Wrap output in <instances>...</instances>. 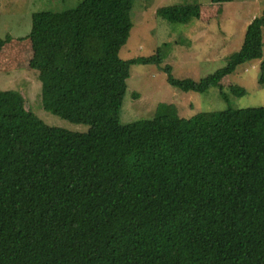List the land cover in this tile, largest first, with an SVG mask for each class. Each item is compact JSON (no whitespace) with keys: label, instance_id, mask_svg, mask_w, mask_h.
I'll list each match as a JSON object with an SVG mask.
<instances>
[{"label":"trees","instance_id":"1","mask_svg":"<svg viewBox=\"0 0 264 264\" xmlns=\"http://www.w3.org/2000/svg\"><path fill=\"white\" fill-rule=\"evenodd\" d=\"M133 8L83 0L33 14L43 108L89 130L51 127L21 93L0 91V264H264V107L187 119L161 104L152 120L121 124L132 65L164 59L120 57ZM200 13L157 11L175 25ZM263 33L264 12L225 67L200 81L168 71L170 85L207 92L262 59Z\"/></svg>","mask_w":264,"mask_h":264},{"label":"rangeland","instance_id":"2","mask_svg":"<svg viewBox=\"0 0 264 264\" xmlns=\"http://www.w3.org/2000/svg\"><path fill=\"white\" fill-rule=\"evenodd\" d=\"M83 0H0V91L23 95L28 109L51 127L85 133L87 125L63 120L42 105L39 72L30 65L33 49L29 34L37 12H63ZM199 5L200 16L187 25L169 23L157 14L159 8ZM264 12V0H134L133 28L120 51L123 60L147 58L162 50L161 64L132 65L120 115L123 125L152 120L159 105H174L182 118L202 112L264 107V86L259 83L263 57L245 63L204 93L184 92L169 83L175 79L200 81L225 67L244 44L247 28ZM235 88L246 90L236 95Z\"/></svg>","mask_w":264,"mask_h":264}]
</instances>
